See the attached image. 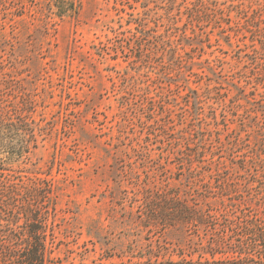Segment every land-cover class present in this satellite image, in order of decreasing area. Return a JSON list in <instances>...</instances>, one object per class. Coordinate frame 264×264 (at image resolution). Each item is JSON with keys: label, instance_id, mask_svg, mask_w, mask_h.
<instances>
[{"label": "rangeland", "instance_id": "1", "mask_svg": "<svg viewBox=\"0 0 264 264\" xmlns=\"http://www.w3.org/2000/svg\"><path fill=\"white\" fill-rule=\"evenodd\" d=\"M18 117L37 146L0 151V189L48 185L47 264H230L171 206L264 220V0H0Z\"/></svg>", "mask_w": 264, "mask_h": 264}, {"label": "trees", "instance_id": "2", "mask_svg": "<svg viewBox=\"0 0 264 264\" xmlns=\"http://www.w3.org/2000/svg\"><path fill=\"white\" fill-rule=\"evenodd\" d=\"M15 138H20L25 145L22 147L23 151L29 150L31 146L36 148L38 134L26 117H18L17 122L11 119L7 123L0 122V151L10 148V143ZM45 186L37 188L41 198L40 201H35L36 205L31 203L32 199H28V203L22 206L16 205L15 197L10 195L8 198V193H5L7 187L1 186L0 195L6 194L4 202L10 215L8 220L0 218V226L2 221L7 222L5 229L0 232V258L5 264H47V255L50 253L49 213L43 202L48 198L50 191L47 189L48 185ZM180 204L172 203L171 209L175 217L183 216L194 225L195 222L202 221L201 223L213 230L212 240L218 247H213L212 255L232 254V259L228 261L230 264H264V220L244 212L237 221L225 218L223 223L211 212L197 215L194 209L180 207ZM218 226L223 229L220 230Z\"/></svg>", "mask_w": 264, "mask_h": 264}]
</instances>
